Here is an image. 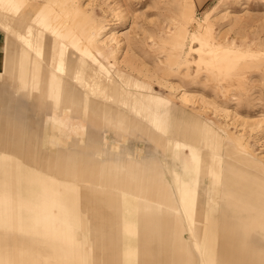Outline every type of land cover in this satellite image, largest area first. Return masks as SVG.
I'll return each instance as SVG.
<instances>
[{
	"label": "rangeland",
	"instance_id": "374dc122",
	"mask_svg": "<svg viewBox=\"0 0 264 264\" xmlns=\"http://www.w3.org/2000/svg\"><path fill=\"white\" fill-rule=\"evenodd\" d=\"M12 1L20 5L21 21L37 18V13L42 15L39 20L49 31L41 32L39 38L50 41L55 50L78 41L80 46L86 45L81 52H87L95 62V69L102 75L116 70L123 74L132 90L160 97L171 104L174 116L180 117L178 129H190L201 136L197 149L203 162L218 154V150L203 138L210 129L209 133L217 140V147H221V154L228 157L221 162L223 175L225 173L223 177L228 181L242 180L248 187L246 193L254 199L248 201L252 206L261 202L255 195L256 190L264 195V0H205L201 4L197 0ZM11 52L13 50L9 48L8 53ZM58 61L46 56L43 63L33 61L34 76H31L25 89L18 88V94L22 93L26 101L23 105L19 96V101L13 103L12 111H7L4 106L8 103L4 97L1 99L0 120L5 119L6 125L8 120H17L19 124L10 133L12 143L9 150L0 151V160L10 164L13 171L24 177L29 169L42 172L47 168L52 171L54 162L58 165L64 162L66 170L61 166L58 171L64 172L65 190L76 195L74 182L66 186V180L76 176L73 152H88L92 138L94 144L102 148V151L94 150L96 156L107 161L117 159L123 166L129 165L131 159L139 160L155 150L166 160L171 156L178 157L176 165L182 180L196 191L209 209L218 208L222 200L219 199L216 178L196 174L193 162L183 153L174 152L170 145L167 147L169 156H165L162 145L152 140L155 135L150 134L152 141H149L137 128L130 129L125 123H120L119 115L103 118L86 114L81 118L78 109H71L66 114L61 110H52L50 99L55 87L53 67L58 66ZM63 82L69 83L70 89H75L73 81ZM77 82L81 85L82 77ZM78 88L83 93L81 87ZM72 89L69 93L73 101ZM2 130L7 132L4 126ZM64 130L67 139L64 137L66 140L62 142L65 148L69 147V161L47 158V146L60 141L59 135ZM210 146L214 149L212 152H208ZM60 152L61 155L64 151ZM102 171L105 174L115 172L117 177L124 174L115 165L104 166ZM44 177L52 178L51 175ZM141 179L136 178L133 182L137 192ZM198 179L199 183H196ZM85 192L86 189L80 190L86 196ZM0 194L8 195L6 200L16 194L22 199L28 196L24 189ZM233 197L236 196H226L223 200L233 201ZM39 200L34 196L31 201L34 212L38 214L46 213L55 203L49 195L40 207H35ZM2 210L6 207L5 202L0 200ZM89 216L93 220L95 215L89 213ZM16 217L19 224L25 223L23 220L26 217ZM6 219L0 214L1 231L16 232L10 223H5ZM46 225L51 226L48 222ZM70 226L73 238L61 241L86 243L89 235L87 225ZM79 227L82 229L78 230ZM68 229L61 231L60 235ZM117 229L113 230V234H119ZM93 231L95 241L97 236L108 233L104 229ZM6 243L9 244L8 241ZM137 245L140 252L143 251L139 258H148L141 239H138ZM5 249L8 247L0 248V258L8 255L9 251ZM96 254L101 263L102 248L99 250L97 247Z\"/></svg>",
	"mask_w": 264,
	"mask_h": 264
},
{
	"label": "bare ground",
	"instance_id": "6f19581e",
	"mask_svg": "<svg viewBox=\"0 0 264 264\" xmlns=\"http://www.w3.org/2000/svg\"><path fill=\"white\" fill-rule=\"evenodd\" d=\"M19 6L12 0H0V52L7 51L8 53V49L12 47L17 49L15 53L10 54H13L14 60L18 58L15 66H18L24 78V85L28 86L31 76H34L32 65L34 60L43 63L45 56L52 60L58 59V66L53 67L55 68V79L60 82L70 80L76 84L75 89H72L74 91L72 109L78 104L75 94L80 86L83 93L88 95L89 102L86 108L97 117L104 118L121 112L140 118L142 125L150 123L157 133V142L161 141L164 147L175 143L172 146L174 152L183 153L189 158L195 165L196 174L216 178V188L220 191L222 199L226 196H236L231 202L236 209L238 225L245 235L251 231L261 235L264 239V195L256 190L255 197L261 202L257 206H252V203L248 201L254 199L246 193L248 187L243 184L244 182L239 179L228 181L223 177L225 173L223 175L221 162L228 157L221 154V147L220 145L217 147V140L214 138L215 135L209 133L210 129L203 138L207 144L213 145L218 150V154L203 162L202 155L197 149L201 136L190 129H178L177 123L180 117L174 116L175 112L171 109V104L160 97L132 90L123 74L116 70L109 75H102L95 69V62L87 55V52H81V48L86 45L80 46L81 43L79 44L78 41L63 49L59 47L55 50V45L53 46L50 41L45 42L39 38L41 32L48 30L39 20L42 15L37 13V18L21 21L19 20L21 11ZM45 34L47 35L46 32ZM2 57V62L6 64L5 54ZM80 77H82L81 85L77 82ZM132 121L131 117H128L122 119L120 123L127 124ZM2 126L7 132L2 130ZM16 127L17 124L14 122L8 121L6 125L5 119L0 120V151L9 150V144L12 143L9 136ZM211 146L208 152L214 150ZM50 153L51 151L47 152V155ZM177 161L178 157L172 156L166 166L158 154L150 167L136 169L133 175L125 171V176H120L118 182L110 190L104 189L105 184H102L100 178L96 176L83 178L81 184L75 183V180H66V186H71V182H74L77 194L73 195L69 190H65V183H63L65 180L58 168L53 167L52 171L46 168L42 172L29 169L24 177L25 175L21 176L13 171L10 164L0 160V176L3 179L13 174V178L23 180L29 186L30 191L32 186L47 189L51 196L56 198L58 209L56 210L58 214L60 213V215L56 214L54 205L50 206L45 214H38L34 212V205L29 199L21 200L19 194H16L10 196V200H6L9 196L0 194V200L5 202L6 207V210L0 211V214L8 218L5 223H10L12 229L17 230L6 232L0 229V248L8 247L5 250L9 251L8 255L4 254L5 256L0 258V264H67V257L62 256L71 252L79 260L84 259L85 256L89 257L90 264H121L120 254L124 255L127 264H139L140 261L142 264H264V251L251 258L246 257L247 252L250 253L255 249L254 246L251 247L250 241L239 248L240 254L237 259L231 257L228 242L225 241L226 235L219 230L218 222L212 219L210 209L199 202L196 191L189 188L182 180V175L178 172L176 165ZM21 163L23 164L19 162ZM95 163L99 166V160L92 157L87 158L85 167L90 169ZM44 175H51L53 179L45 178ZM54 175L56 177H53ZM144 176L147 177L148 188H143ZM136 178H142L138 192L133 185ZM199 179L196 183H199ZM15 185L13 183L11 187L12 183H4L0 179V192H20V188L16 189ZM81 189H86V196L80 193ZM34 191L35 189L31 192L34 193ZM31 192L29 195L32 194ZM143 196H148V198ZM85 199L87 200L84 201ZM45 200L35 204V207H40ZM22 210L24 213H34L28 219L26 226H22L17 221L16 216L22 217ZM89 213L95 215L94 229L104 228L109 232L110 238L112 231L117 228L124 235L142 238L150 245L146 247V251L151 252L152 255L149 254L148 258L146 256L139 258V255L143 253V251L140 252L139 247L116 250V247L111 244L112 238L107 248L101 244L89 247L82 246L79 242L69 244L61 241V239L72 237L67 231L62 236L60 232L66 227L70 229V225H79V218L83 220L90 218ZM52 215L60 218L61 225L52 226L50 221ZM68 218L69 220H65ZM47 222L51 226H47ZM138 222L143 223L149 229L142 228L143 226ZM97 247L99 250L102 248L101 263L97 259ZM18 252H23V254ZM59 256L60 259H58ZM241 259L243 261L246 259V261L243 262Z\"/></svg>",
	"mask_w": 264,
	"mask_h": 264
},
{
	"label": "crops",
	"instance_id": "0c3cea01",
	"mask_svg": "<svg viewBox=\"0 0 264 264\" xmlns=\"http://www.w3.org/2000/svg\"><path fill=\"white\" fill-rule=\"evenodd\" d=\"M200 1V2H199ZM195 2V1H194ZM197 2L199 4L201 3H204L205 0H197ZM12 50L13 52L11 53H15L16 52V48L15 47H12ZM10 54V53H9ZM5 54V57H6V64H3L4 62H2L3 60V54L0 52V102L2 101L1 99L4 97L5 101H7L8 104H6L5 107V110L7 109V111L11 110L12 111V108H13V103L14 102H17L19 101V96H20V100H21V104L23 105V101H25V98H23V94L21 93L20 95L18 94V88L21 87V88H24L27 87L26 85H24V78L22 77L21 73L19 72L20 70L18 69V66H15L16 65V62H18V58H16L14 60L13 58V54ZM4 65H6V68L4 69ZM53 72L55 74V68H53ZM56 76V75H55ZM56 80V81H55ZM69 83L67 82H60L58 81V79H54L53 80V86L54 89L52 90V95H51V102H52V110H61L62 112H65L68 113L69 110H71L72 108L69 106L70 103L72 102V97L70 96V93L71 92L70 89L68 86ZM75 97H77V105L76 107H74L73 109H78V112H80V116L82 118L83 115L86 116V114H92L94 115L93 113H91L87 108H86V105L87 103L89 102L88 100V95H84L82 92L78 91L76 92L75 94ZM0 110H1V106H0ZM128 114V115H127ZM117 115H119L120 117V121L124 118H128V117H131V120H133L131 123H127V127L130 128V129H133V128H137L138 130L141 131V133L145 136L148 137L149 141H154L157 143V137H154L152 136V140H151V135L150 134H153L156 136V131L155 129L151 126V124H149L147 126L146 123H144L143 125L141 124V120H139L140 118H137V117H134V116H130L131 114L129 113H126V114H122L121 112L118 113ZM13 117V115H10V117ZM96 116V115H94ZM115 116V115H112V117ZM9 121V120H8ZM10 122V121H9ZM11 122H14L16 123L17 125L19 124V121H11ZM22 122V121H21ZM94 123H96L95 121H93ZM21 133L23 131L19 130ZM67 132L64 130L63 133H60L59 137H60V141L54 143V144H51V145H48L47 146V152L51 151V153L49 155H47L46 151V156L47 158L49 159H58V158H61V160H63V158L66 160H68V157L71 156L70 155V152H69V147L68 148H65V145L63 144L64 142L63 139L64 137L67 136L66 134ZM120 137V136H119ZM118 137V138H119ZM67 139V137H66ZM64 139V140H66ZM160 144H161V141H158ZM120 144L117 145V147L119 146ZM162 145V144H161ZM163 149H164V152L163 154L166 156H169V153L167 151V147H164L162 145ZM172 147V146H171ZM64 151L61 155H60V151ZM94 150H99V151H102V148L101 146H97L94 144V139L92 138L91 139V142H90V147H88V152L86 153H83L81 154L79 150L73 152L74 154V157H75V160H74V168H75V178L74 179H71L70 181H74L75 180V183H78V184H81L83 183V178H87V177H91V176H96L98 178H100V180L102 181V184L104 182H108V184H105V188L104 189H112V186L118 182V178L120 177H117V173L115 172H112V173H106L103 172V168L104 166H114L115 165V168H118L120 171H124V174H122L121 176H125V171H128L130 172L131 175H133V171L136 170V169H140V168H146V167H150L151 166V162L155 161L156 158H157V151H151L149 154L145 155L144 157H141L139 160H134V159H131L129 165H125L123 166L121 163L118 162L117 159H112V160H105L103 158H100L98 156L95 155L94 153ZM43 151V152H44ZM114 154L112 153V156ZM94 158L96 160H99V166L95 163L93 167H91L90 169H87L85 167V164H86V160L87 158ZM172 158V156L170 157V159ZM160 159L165 163V165L167 166L169 164L168 160H166V158L164 157H161L160 156ZM69 161V160H68ZM57 163V162H56ZM54 162V164H52V167H56V168H59L61 167V169L63 168L64 170H66V167H63V166H66L67 164H62L64 162H60V164H56ZM64 173V172H62ZM64 175V174H63ZM166 174H164L165 176ZM54 177H56V175H54ZM0 179L2 182L6 183V182H9V183H12V186L13 187V183H15V188L18 189L20 188V190L24 189L26 190V193H27V200L29 199L30 201H32V198H34V196H36V198H40V200L38 201L41 202V200L43 199H46L47 196L51 195L49 191L44 190L42 187H36V186H32L31 187V191H34L31 192L30 189H29V186L26 185L25 182L22 181H19L17 178H13V174L12 176H10L8 178V176H5L4 179L2 176H0ZM144 185H143V188H148V181H147V177L144 176ZM23 182V183H22ZM23 184V185H22ZM46 191V192H45ZM21 192V191H20ZM29 192H31L32 194L29 195ZM122 192V191H121ZM144 198H148V196H143ZM21 198V196H20ZM54 200H55V203L54 205L56 207H54V210L56 212L57 215H60V213L58 214L57 212V202H56V198L53 197ZM199 198V197H198ZM26 199V197L24 198ZM21 198V200H24ZM220 200H222L219 204H218V208L217 209H210V213H211V216H212V219L216 222H218V226H219V230L221 232H224V234L226 235L225 236V241L228 242V245H229V253L231 255V257H234V259H237V256H239V248H241L243 245L247 244V241H250L251 242V247H255L254 250H252L250 253L247 252L246 254V257H253L255 255H258V254H261V252L264 251V239L261 238V235H258V234H255L254 232H249L247 235H245V233L240 229V226L238 225V222H237V218H236V209H235V206H233V202L231 201H226V200H223L220 198ZM199 202L202 203V205L204 204V202L202 200L199 199ZM84 206L86 204H83ZM87 206V205H86ZM57 209V210H56ZM121 212H123V209H121ZM45 214V213H44ZM33 215H31L29 212L27 213H24L23 210H22V217H26L23 222H25L26 224L28 223V219L31 218ZM71 216L73 217V214L71 213ZM60 217V216H59ZM65 220H69L68 219H65ZM80 221L79 223V226L80 225H84L86 224L87 225V228H88V239H87V242L86 243H81L79 241V243L82 245V246H98V245H102L103 247L107 248L110 244V239L112 238V242L111 244H113L115 247L116 245H118L117 242H119V246L118 248H121L122 250H125V248H137L138 245H137V242H138V239H141L143 245L145 248L146 247H149L150 245L148 244V242L142 238H138V237H134V236H129V235H124L122 234L121 232H119V234H113V231L111 233V238H110V234L109 232L107 234H103V235H99L96 237V241L94 239V234L93 233L94 231L93 230H97L98 228H95L94 229V226H93V220L91 218H87L85 220L79 218L78 219ZM50 221L52 222L53 225H61V220L60 218H57L56 216L52 215V217L50 218ZM25 223H21L22 226L25 224ZM141 226H143L142 228L144 229H149V227H147L146 225H144L143 223L141 222H138ZM249 223V222H247ZM67 228V227H66ZM78 228V227H77ZM85 228V227H84ZM85 228V229H87ZM82 229V227L78 230ZM104 229V228H102ZM65 230V228H64ZM70 229H68V232L69 234L71 235L70 237L73 238V234L70 233L71 231H69ZM115 230V229H114ZM250 234V235H249ZM97 235V234H96ZM101 236V237H100ZM77 238H81L80 236H76ZM100 237V238H99ZM250 238V239H249ZM97 239H99V243H97ZM163 241L165 239H162ZM70 244V243H69ZM117 248V247H116ZM107 251V250H106ZM155 253V252H154ZM148 255H152L151 252L147 253ZM62 254H60L61 256ZM60 256L58 259H60ZM63 258L67 257V264H90L89 261V257L85 256L84 259L82 260H79V258H77L72 252L71 253H68L65 255L62 256ZM245 257V258H246ZM61 258V260L63 259ZM116 259V257H115ZM120 260H122L121 264H127L125 263V259H124V255L123 254H120ZM243 261V259H241ZM246 259L243 261L245 262Z\"/></svg>",
	"mask_w": 264,
	"mask_h": 264
}]
</instances>
